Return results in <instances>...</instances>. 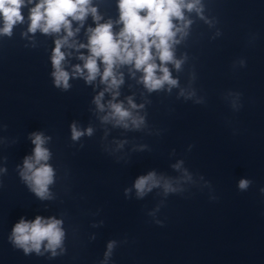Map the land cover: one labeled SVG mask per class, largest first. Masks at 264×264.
<instances>
[{
	"label": "clouds",
	"instance_id": "obj_1",
	"mask_svg": "<svg viewBox=\"0 0 264 264\" xmlns=\"http://www.w3.org/2000/svg\"><path fill=\"white\" fill-rule=\"evenodd\" d=\"M31 3L33 0H27V4ZM91 5L92 0H39L30 8L28 31L35 33L40 30L45 34H52L60 33L63 29L66 33L62 39L56 40L51 58L54 69L52 75L57 87H70V73L62 66L66 54L61 49L65 46L87 48L89 54L79 56L84 62L83 66L75 65L71 75L83 76L88 83L100 77V82L106 87L95 97L94 103L101 112L106 107L102 103L105 92H112L113 99L107 103L110 111L102 117L103 121L114 120L116 125L124 128H128V121H131L133 127L139 128L144 123V118L134 116L122 102H113L119 95L118 91L113 90L123 83V75H118L116 69L125 65L134 66L136 71L143 73L140 82L149 92L160 90L165 84L169 86V90L177 86L178 81L172 78L166 65L171 63L177 70L180 69L182 61L175 59L173 51L174 45L179 43L176 36L178 33L186 35L185 29L191 23L185 19L184 10L202 12L201 0H118L117 23L122 25L119 32L113 31L112 21L99 23L101 17ZM25 6L26 0H0V18L3 21L0 34L11 36L13 27L24 20L21 9ZM89 14L96 22V27L88 29L87 44L69 43V39L80 30L79 27L73 29L72 22H79L83 26ZM174 21L182 22V26H177ZM157 59L159 64L156 63ZM128 104L131 108L137 107L131 97L128 98ZM71 133L73 140L84 135L75 124L71 126ZM87 134H92L91 128L87 129ZM31 139L35 146L33 155L24 159L21 176L36 196L44 200L50 198L49 185L54 182V170L47 163L51 154L44 147L49 138L35 132L31 134ZM174 167L179 169L180 164ZM161 179L155 172L138 177L134 184L137 195L142 197L154 187H159ZM249 184L250 181L241 179L238 186L241 190H246ZM163 186L166 192L176 190L169 181H165ZM125 191L127 193L129 190ZM61 225L62 221L54 217L45 219L37 216L32 221L21 218L13 227L11 239L25 253L35 251L40 254L43 245L56 255V249L62 246L65 235ZM113 246L114 242H110L106 257L111 254Z\"/></svg>",
	"mask_w": 264,
	"mask_h": 264
}]
</instances>
